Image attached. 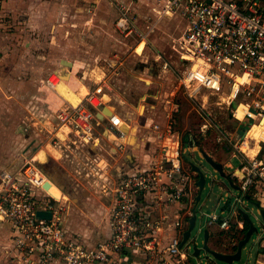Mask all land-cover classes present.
Returning <instances> with one entry per match:
<instances>
[{
	"label": "built area",
	"instance_id": "1",
	"mask_svg": "<svg viewBox=\"0 0 264 264\" xmlns=\"http://www.w3.org/2000/svg\"><path fill=\"white\" fill-rule=\"evenodd\" d=\"M4 2L0 0V25L6 23ZM156 3L157 18L179 13L186 20L179 42L186 49L189 64L179 73V79L189 98L195 99L194 92L199 88L224 92L229 97L230 117L239 123L250 122L244 135L254 126H261L264 131V0H156ZM118 10V30L125 35L138 32L144 40L147 33L137 30L124 4L120 3ZM59 79L58 74L51 73L44 78V84L54 89ZM105 87L110 88V83L101 78L75 104L60 105L54 114L53 129L65 126L78 141L92 140L100 122L95 113L104 103ZM233 101H236L234 106ZM106 120V130L122 140L117 147H123L125 133L120 129L121 117L111 113ZM153 126L159 128L157 124ZM164 128V141L149 152L146 166L120 177L109 218L111 233L93 246L65 234L60 217L62 205L44 188V183L50 181L33 156L25 157L14 169H2L0 216L9 219L13 227L12 261L50 264L59 259L64 264H108L113 254L129 253L141 255L143 264H193L189 246H180L188 218L175 214V219L167 222L166 214L155 216L141 205L145 201L167 207L186 201L195 185L190 171L182 165V148L178 135L172 131L171 118ZM244 140L241 138L234 144L241 155L230 176L238 185L239 193L233 195L235 202H240L248 192L259 189L264 192V139H251L259 146V152L253 156L241 148ZM35 189H41L51 199L41 207L51 212L50 218L37 214V203L42 198L36 196ZM228 197L226 192L224 198ZM208 216V222H216L221 228L234 224L230 216L222 217L215 212ZM166 223H172L176 229L169 239L161 237Z\"/></svg>",
	"mask_w": 264,
	"mask_h": 264
},
{
	"label": "rangeland",
	"instance_id": "2",
	"mask_svg": "<svg viewBox=\"0 0 264 264\" xmlns=\"http://www.w3.org/2000/svg\"><path fill=\"white\" fill-rule=\"evenodd\" d=\"M33 1L35 3H32ZM12 2L13 0H7L8 11L11 15L6 20L5 25H3L5 29L0 28V140L4 144L8 143L7 149L12 148V146L18 149L15 151L18 163L25 157L33 156L35 159L36 156L33 155V153L37 152L35 150L40 149L43 144L49 141L55 148H62L61 153L57 154L50 145L49 147L54 151V155L64 157L61 159L66 158L65 161L72 165L74 158L79 159L83 164L82 173L86 175H89V173L97 176L103 175L102 172L104 173L106 165H103V160L96 161L92 157L90 158V153L87 149L88 144H73L71 142L63 144L61 141H53L55 138H53L52 130L53 125L56 124L54 114L62 101L54 96L53 89L46 86L47 89H43L40 85V79L51 73H56L61 77L60 80L67 82V77H65L64 73L71 70L73 71L71 80L78 81V78H81L85 81L88 88L92 87L97 81L96 79L104 72L105 77L108 76V82L110 83V88H103L107 94L105 98L108 99L109 96V102L117 106L118 110L126 116L128 122L131 121V118L136 120L137 116L139 117L138 114L143 108V104L140 102V95L142 96L146 92L152 93L157 90L161 99L165 100L171 97L173 101L177 100L179 111L174 117L172 128L176 129L180 138H182L184 132L190 131L193 133L199 141L201 140L200 143L204 144L209 152H212L223 162V169L226 174L228 176L232 175L241 157L237 147L234 145L237 141L240 142V138H242L238 135L236 128L245 126L246 131L250 122L244 120L239 123L237 120L232 119L227 105L215 103L217 100L215 95H209L206 91L202 92L205 95L207 94L208 99L205 104L201 103L203 109L199 106V99H191L185 93L179 79V73L183 72L189 64L188 57H180L181 53H185V47L179 42L185 30L184 21H177L175 16H163L159 21L161 26L153 28L149 24L148 19L150 17L147 14L135 12L133 18L136 19L137 30L148 34L144 40L143 37L141 38L138 35V32L129 35L121 33L117 25H115V20L112 21L111 28L105 32L106 34L110 32V34L118 38L117 41L124 47L123 51H59L57 53L56 51H37V49H40L38 48L40 47L39 44L35 48L36 51H29L26 40L22 36L18 38L19 40H16L14 33L20 32L19 34L21 35H38L39 33L37 31L32 33V31L24 30L23 28H26V25L18 21H22L24 17L41 16L44 13L41 9H45L44 17L48 16L54 20L58 17L78 19L81 15L80 12L86 11L87 13L88 10L83 9V6L79 5L78 2L75 4V0H67V5H63L65 3L64 0H18L15 5H11L10 3ZM40 3H46L47 7L42 8L39 6ZM149 25L152 26V29L148 28ZM67 35H70V33L64 32V36ZM139 43L142 45L141 53L135 52V48ZM51 45L57 46L55 42ZM77 45L79 44H74V48ZM136 51H138L137 48ZM155 57H157V60H155ZM164 59L170 62L166 69L161 65ZM59 60H62L63 63H60ZM73 65L74 67L71 69ZM85 89L86 87H84V92L86 91ZM45 90L49 93L46 96H44ZM126 100L129 103L128 107L124 104L127 102ZM132 100L138 103L136 107H139V112L135 111ZM200 102L202 101L200 100ZM235 103L236 101H233L231 105L234 106ZM207 112L215 122L211 120ZM237 114H241L240 107L237 110ZM139 121L140 124H144L145 133L148 131L147 134H150L151 126L145 125V120L142 118ZM203 122L210 125L208 129L204 128L201 131L200 127ZM35 141L38 143L33 148H30L36 143ZM250 143L251 141L248 140V144ZM70 145L74 149H71ZM22 148L24 149L22 150ZM120 149L123 150L124 147ZM11 152H8V154H11ZM245 152L247 153V151ZM65 153L69 155L64 156ZM3 156L5 159L8 157L6 153H3ZM188 157L189 153L187 152L184 158L188 160ZM195 157L198 160L199 156L197 153H195ZM68 158H70L69 161ZM5 159H1L0 172L5 165ZM36 159L40 165L43 164L39 158ZM193 162L197 164V162ZM198 164L206 175V184L201 193L200 204L198 203L199 205L196 208L197 218L196 225L191 231V245L196 243L200 246L202 243V229L209 219L208 214L214 211L219 212L216 208L218 201H220L219 195H223L224 190H226L229 198L233 200V195L239 193V191L233 188L229 189L226 179L220 177L203 159L200 162L198 161ZM53 165L48 168L53 169L57 172V175L62 176L61 173L64 171H61L58 165L57 169L53 168ZM190 173L195 185L191 195L188 197L190 199L187 200L192 202V206L197 194V179L195 180V172L190 171ZM104 175L108 174L105 173ZM66 183L62 185L66 190L64 192H68L69 187L76 188L75 186H77L67 181ZM106 186L100 185L101 191H104ZM249 194V197L253 198L264 194V192L259 189ZM56 205L58 204L56 203ZM242 206L249 213L252 220L258 224L259 231L253 233L252 238L242 249L240 260L234 261L233 264H253L257 257L262 256L264 258V245L262 246V251L259 250L258 252V244L256 242L257 240H260L261 243L264 242V226L259 222L260 215L253 203L248 202V204H243ZM62 210L60 213L61 221H63ZM221 240L226 241V238H221ZM191 251L189 250V252ZM207 264L225 263L210 260Z\"/></svg>",
	"mask_w": 264,
	"mask_h": 264
},
{
	"label": "crops",
	"instance_id": "3",
	"mask_svg": "<svg viewBox=\"0 0 264 264\" xmlns=\"http://www.w3.org/2000/svg\"><path fill=\"white\" fill-rule=\"evenodd\" d=\"M17 1L18 0H13V2L10 4L15 5ZM64 1L65 3H63V5L64 4L67 5L66 3L67 0ZM76 2H78L79 5L81 4L83 6V9L88 10V12L87 13L86 11H84L83 13L80 12L81 15L79 16L78 19L58 17L56 18V20H54L48 16L44 17L43 15L45 14V9H41L44 11V13H42L41 16L24 17L22 21H18L26 25L25 26L26 28H23L24 30L32 31V33L34 31H37L39 33L38 34L39 36L29 35V34L21 35L19 34L20 32H18V33H14L15 39L19 40L18 38L22 36L26 40V45L29 51H36L35 48L37 44H39L40 46L38 47L40 49H37V51H56L57 53H59V51H115V50L123 51L124 47L119 43V41H117L118 38L110 34L109 31L108 34L105 33L107 30L111 28V24L113 23L112 21L114 20L116 21V19L118 18L119 16L118 5L120 3L124 4V6L128 9V14L131 17H133L135 12L138 14L140 13L145 15L147 14L150 17L148 21L152 23L153 28H156V26L157 27L161 26L159 21L162 19L163 16L157 18L156 12L158 9V4L156 3V0H75L74 3L76 4ZM32 3H35V1H33ZM39 6H41L42 8L47 7L46 3H40ZM8 10L9 8H8L7 0H5L4 13L6 14V20H8V17H10L11 15L9 14ZM83 16L85 17L83 18ZM167 16L168 17L175 16L177 21L180 20L184 21L186 28V24H187L186 20L179 13H173L172 15H167ZM134 20L136 22V19ZM0 28H3V30L5 29L3 25H0ZM64 32H69L70 35L64 36ZM54 42L57 45L55 47L54 45L53 46L51 45ZM76 43H78L79 45H77L76 48H74L75 47L74 44ZM136 48H135V52L141 53V51H136ZM184 56L186 57V53L180 54L181 58L182 57L184 58ZM158 57L160 56L158 55ZM155 58H156L155 60H157V57ZM59 62L63 63L62 60H59ZM165 62L167 63V65H169L170 63L166 59H164V61L161 64L162 67H163V63ZM73 67L74 65L71 67V69H73ZM163 68L166 69L167 66ZM72 72L73 71L68 70L66 71V73H64L65 77H67L66 78L67 82L65 83L68 85L70 89L79 91L81 86H85L86 90H89L91 88V87L88 88L85 84V81H83V79L81 78H78V81H72L71 80ZM107 77H105V73L102 72L101 76L98 79H96L97 81H95V83L98 82L99 79L101 78L108 81ZM44 78L40 79V85L43 89H47L48 87L44 84ZM53 91L55 93L54 96L58 97V99L62 101L61 105L64 102H69L67 100L62 99L55 92L54 89ZM86 92L87 91H85V93ZM47 94L49 93L47 90H45L44 96H46ZM83 95H80V99L83 97ZM143 96H145L144 99H142ZM140 99H141L140 102L143 104V108L142 111L138 114L139 117L137 116L136 120L131 118V121L128 122L126 116H124V114L121 113L120 110H118L117 106L109 102V96L108 99H106L104 96V103L99 109V114L101 115L98 118L100 121L98 124L99 127L95 129L93 133V139L90 140L89 142L78 141L73 135V133H71L68 130V128L65 126H60L57 129L52 130L53 138H55V140H53L54 142L61 141L63 144H67L70 142L73 144L75 143H80L82 145L88 144L87 149L89 150L90 158L92 157L96 161L103 160L104 163L103 165H106V167L104 168V173L102 172L103 175L101 176L92 175L90 173L89 175H86L85 173H82L83 164L81 163V161H79V159L74 158L73 159L74 162L72 165L69 162L65 161L66 158L61 159L64 157L60 155L58 156L54 155L55 154L53 153L54 151L57 152V154H60L62 148L60 147L55 148L50 144L49 141L43 144V146H41L40 149L35 150L37 151L36 152L37 154L40 150L44 151L45 159H41L39 157L41 162H43L42 164L43 166L40 165L39 161H36L37 160L36 158H38L36 153H35L36 158L34 160L36 161L38 166H40L43 172L47 175L48 180L50 181L49 185L47 186V190L54 197L58 198L60 201V205H62L63 208L62 227L64 229L65 234L67 236L83 241L84 243L90 246H93L99 241L109 237L111 233L109 218L115 200V187L120 177L122 176L123 173L131 172L137 167L139 168L146 166L149 152L156 145H159L164 141L165 136L163 131L165 129L164 128L165 125H167V123L170 122V118H171V123L173 124V121L175 119L174 117L176 116L175 113L179 111L178 105L175 103V101L172 100L171 97L166 98L165 100L161 99L157 90L152 93L146 92L142 96L140 95ZM198 102L200 104L199 106L203 108L200 101ZM124 104H126L127 107L129 106L128 101ZM136 104L138 103H135L132 100V105L135 108V111L139 112L138 111L139 107H136ZM175 106H177L176 110H174ZM108 113L118 114L123 121L122 125H120V129L125 133V138L123 141V144H125V146H123L124 147L123 150L117 147L118 143L122 142V140L116 139V137L112 132L106 130V125H107L106 119L108 117ZM167 114H170L172 116L168 117ZM141 118L145 120V125L151 126L149 131L150 134H147L148 131L145 133V130L143 129L144 124L143 125L140 124L139 121V119ZM211 120L214 121L212 118ZM154 124L159 125V128L158 129L154 128L153 126ZM209 125H210L209 123L203 122L200 127L201 131H203L204 128L207 129ZM122 128H126V129H122ZM236 129H238V127ZM172 131L175 134H177L179 137V134L177 133L176 129L172 128ZM245 132L243 134L238 133V135H240V137L242 138H246V135H244ZM227 136L230 137V135ZM193 137L194 134L191 133L190 131H187L186 133L184 132L182 138L179 137L180 146L182 148V153H181L182 165L185 169L191 172L192 170H191L190 161H195L198 164V161L200 162V160L202 159L200 152L198 150L200 147H198L193 142L194 141ZM37 143L38 142L34 143L30 148H33V146H35ZM50 145L52 148H54L53 149L54 151H52V149L49 147ZM7 146L8 143L4 144L3 141L1 142L0 140V162L1 159L2 160L5 159L3 153H6L8 157H6V159L4 160L5 165L3 169L7 167L14 169L19 165L18 157L15 156V151L18 149L13 146L12 148L7 149ZM76 146H78V144H76ZM249 146L250 147L248 148L247 151V154L249 156H253L259 152V146L254 141H251ZM254 147L257 148L254 149ZM70 148L74 149L73 147H71V145ZM201 148H203L206 152H208L213 157V159L223 164V162L219 160V158H217L212 152H209V150L206 148V146H204V144L203 147ZM23 149L24 148H22V150ZM249 149H252V151H250ZM10 151H12L11 154H8V152ZM187 152L189 153L188 160L184 158V155ZM195 153H197L199 156L198 160L195 157ZM66 155L69 154L65 153L64 156ZM69 160L70 158H68V161ZM52 164H54L53 168L57 169L59 166L61 168V171H64L63 173H61L62 176L57 175L56 171L48 168ZM185 166H187L188 168ZM105 173H107L108 175H104ZM195 177L196 180L198 178L196 172H195ZM228 178L232 181L233 185H237L235 183L236 180L233 181L230 176H228ZM66 181L70 182L72 185L76 184L77 185L75 186L76 188L69 187L68 189L69 191L64 192L66 190L63 188L62 185L67 184ZM100 185L103 186L107 185L106 188H104V191H101ZM228 188L230 189L232 188V186L229 185ZM224 191L225 192L223 193V195H219L220 201H218L219 203L216 208L219 211L218 214H221L222 217L230 216L234 221V224L230 228H221L218 223L216 222L211 223L208 222L207 220L205 227H207L208 229V245L211 248L223 252H232L235 250L233 249V246L234 245L236 246L237 241L243 237L244 231L247 227L246 222H244L237 208L238 207L243 208L242 206L243 204L245 205L248 204V202L251 203L256 201L259 203V205L264 207V194H260V195L258 194L259 195L258 197H253V198L249 197L250 194H245L240 202H235L234 200H231L229 197L224 198V194L227 192L226 190ZM34 192L37 197L39 196L40 198H42V200L38 201L37 203L38 210H44L41 209V207L44 201H46L49 198H47V195H45L41 189L40 190L35 189ZM141 205H143L142 209H144L148 213L154 214L155 216L163 213L166 214L168 219L167 222H171L173 219H175V214L183 218L186 217L187 219L191 215V208L193 206V205L191 206V201L187 199L186 201L170 204L167 207H158V206L156 207L150 205L145 201H143ZM256 210H258L257 207ZM214 212L217 213V211ZM261 224L264 226L263 223ZM230 230L238 234L239 237H229V236L227 237L226 234ZM12 231H13V227L11 221L5 217L0 216V264H15L11 258L12 247H11L10 235ZM239 232H242V234L239 235ZM175 233H176V229L172 225V223L171 224L166 223L163 227V231L161 232V237H163L164 239H169ZM224 237L226 238V241L221 240V238ZM191 241L190 239H188L184 243L187 247L189 246L188 253L190 255V258H191V252H189V250H192ZM257 241H259L257 243L258 252H259V250L262 251V246L264 245V242L261 243L260 240ZM50 264H64V263L59 259H54L53 261L50 262ZM108 264H143V257L141 255H131L129 253L127 254L115 253L112 255L111 260ZM253 264H264V258L262 256L257 257L253 262Z\"/></svg>",
	"mask_w": 264,
	"mask_h": 264
},
{
	"label": "water",
	"instance_id": "4",
	"mask_svg": "<svg viewBox=\"0 0 264 264\" xmlns=\"http://www.w3.org/2000/svg\"><path fill=\"white\" fill-rule=\"evenodd\" d=\"M95 114L97 118L101 116L98 111ZM110 114L111 113H108V116ZM122 129H126V128H122ZM262 146L264 147V143H262ZM198 150L200 152L202 159L206 163H208L214 169V171H216L220 175V177L226 179L228 184L231 185L233 189H238V186L233 185L232 181L228 178L227 174L223 170V164L221 162L213 159V157L203 148L200 147ZM190 165H191V170L196 172L198 176L196 180L198 191L195 196L194 204L191 208V215L188 217V225L182 233V240L180 242V246H182L188 239H190V241L192 240L191 231L196 225V218H197L196 208L199 203L202 190L206 184V175L202 170V168L200 167V165L194 163L193 161H190ZM48 185L49 182L46 181L43 186L44 188H46ZM251 203H253L255 207L258 208L257 212L260 215L259 222L264 224V207L259 205L257 201ZM237 209L238 212L241 214L244 222H246L247 227L244 231L243 237L237 241L235 250L232 252H223L211 248L208 245V229L207 227H204L202 229L201 245L199 246L196 243L191 245V249H192L191 261L193 262V264H207L210 260L221 261L225 264H233L234 261L240 260L242 249L244 248L246 243L252 238L253 233H257L259 231V226L257 223H255L252 220V218L250 217L249 213L246 210H244L242 207H238ZM37 214L40 216H44L46 218L51 217V212L47 210H38ZM256 242L258 243L259 241Z\"/></svg>",
	"mask_w": 264,
	"mask_h": 264
},
{
	"label": "bare ground",
	"instance_id": "5",
	"mask_svg": "<svg viewBox=\"0 0 264 264\" xmlns=\"http://www.w3.org/2000/svg\"><path fill=\"white\" fill-rule=\"evenodd\" d=\"M142 48V45L140 44L137 47V50L140 51ZM187 57V56H186ZM188 60V59H187ZM84 87L85 86H81L79 91H75L72 90L68 87V85L62 81V80H58L55 84L54 90L55 92L64 100H67L73 104H75L79 99H80V95H83L84 92ZM191 87V86H190ZM86 90V89H85ZM87 91V90H86ZM206 91L207 94L209 95H215L217 97V100L215 101V103H217L218 105H222L225 104L227 105V100H228V95L224 92H214L211 91L209 89L206 88H199L194 92V96L196 99H199V101L201 100L202 104H205V102H208L207 99V94L205 95V93L203 94L202 92ZM145 96H143L144 98ZM207 114L209 115V113L207 112ZM263 127L261 126H254L252 127L250 130L247 131L246 133V138L243 141V144L241 145L243 149H245V151H248V148L250 147L248 144V140H250L251 138H258L261 137L264 139V131L262 130ZM58 133V132H57ZM60 134V132H59ZM256 145V144H255ZM257 148V147H256ZM254 147V149H256ZM250 151H252V149H249ZM57 153V152H56ZM37 154V153H36ZM35 155V154H34ZM38 158L40 157L41 159L44 158V151L40 150L37 154ZM50 183V182H49ZM47 188V187H46Z\"/></svg>",
	"mask_w": 264,
	"mask_h": 264
},
{
	"label": "trees",
	"instance_id": "6",
	"mask_svg": "<svg viewBox=\"0 0 264 264\" xmlns=\"http://www.w3.org/2000/svg\"><path fill=\"white\" fill-rule=\"evenodd\" d=\"M175 103L178 105V107H179V104H178V102H177V100L175 101ZM177 114V112L175 113V115ZM208 129V128H207ZM245 129H246V127L245 126H239L238 127V129H237V133H239V134H243L244 133V131H245ZM238 130H239V132H238ZM193 142L198 146V147H203V144L202 143H200V141H199V139H197L195 136L193 137ZM226 148V147H225ZM233 181H235L236 179L235 178H233L232 179ZM235 183L237 184V180L235 181ZM250 192H248L247 194H249ZM232 227V226H231ZM242 234V232H239V235H241ZM227 237L229 236V237H239L238 236V234H236L234 231H228L227 232ZM236 248V246L234 245L233 246V249H235Z\"/></svg>",
	"mask_w": 264,
	"mask_h": 264
}]
</instances>
